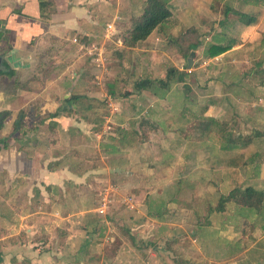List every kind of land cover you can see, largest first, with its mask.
Wrapping results in <instances>:
<instances>
[{
  "label": "crops",
  "instance_id": "0c3cea01",
  "mask_svg": "<svg viewBox=\"0 0 264 264\" xmlns=\"http://www.w3.org/2000/svg\"><path fill=\"white\" fill-rule=\"evenodd\" d=\"M39 1L15 0L14 7L0 9V18L7 30V42L11 46V50H8L9 64L14 67V80H16V84L13 79L0 80V86H2L0 87V116H2L0 121V264H107L109 260L112 262L118 260L119 253L113 254L111 258L105 250L97 247L100 250L95 257L97 262L92 263L93 258L90 254L93 251V243L88 231L97 223L87 226L90 223L88 220L99 218L90 200L94 197L93 191L107 186L106 182L109 181V175L113 171L125 175L123 183L125 187L131 190L138 187L137 190L132 191L136 197L139 196L137 200L143 198L142 205L149 207L155 202L159 204L155 206L158 211L149 210L146 216L149 224L156 229L155 235L160 245L153 249L151 247L141 249L139 246H134L130 248L133 254L145 255L150 251L157 258L158 264H173L168 257L164 256L166 252L164 253L161 244L162 241L170 238L178 241L179 237L176 235L178 230L170 228L171 232H165L162 224L165 225L167 222L169 210L179 211L181 214L191 211L193 215L195 213V216L198 215V211H194L198 205H194L193 209H187L184 208L187 204L183 201L190 195L194 200V194L197 195L200 192L199 187L195 185L193 189L192 187H187L186 190L178 189L180 185L183 186L184 180L189 183L187 175L191 171L193 173L194 168L195 171L199 170L195 163L198 151H180V156L172 150L170 153H163L162 145L161 150H155V145L149 142L151 138H146L145 133L140 134L138 127H146L150 130V128L154 129V125L159 128L164 122L166 128L171 130L167 125L175 120L185 125L188 119L183 118L184 110L180 111L179 116L177 114L178 118L175 116L173 119L170 116L172 113L167 114V111L172 112V104L169 102L171 89L163 98H158L150 91L134 88V82L137 79L132 77L135 76L133 72L127 75L126 83L119 86L117 74L111 71L105 78L106 91L109 99L114 101V106H119L121 110L117 114L110 115L108 106L100 100L96 91L91 92L86 82L88 75H91L94 70V65H91L94 59L88 58L86 52L92 47L103 49L108 64L107 56L111 55L107 50V43L110 41L103 40L107 25L103 28L101 18L104 0H47L53 2L55 7L54 13L47 19H42L40 16ZM181 1L183 0H172V3L179 4ZM190 1L193 3L195 18L207 13L206 16L211 19L212 13L217 11L213 3L225 5L223 19L228 21L233 20V13L239 20V14L257 16L259 12L254 25L243 28L238 35H233L237 43L229 51L208 59L226 60L224 64L226 71L222 72L219 79L217 77L216 79L223 83L227 82V67L231 62L239 63L240 66L244 62L257 61L255 64H261L264 69L262 66L264 63V6L253 7L242 3L241 0H222L221 2L220 0H201L200 5L199 0ZM119 5L117 2L118 12ZM170 10L174 15L176 11L173 12L172 6ZM176 16L179 18V14ZM123 19L125 17H122ZM200 21L195 26H191L198 32L205 25L204 20ZM180 27L178 22L174 29ZM155 31L133 51L135 52L136 49L142 51L146 44H152ZM98 37L100 43H92ZM201 43L205 44L202 39ZM123 50L121 42L117 40L113 48V51H117L114 53L117 60L112 64L116 62V65H119L118 56ZM95 71L97 72L98 69ZM247 71L239 73L240 78L237 82L224 86L225 89L222 92L224 96L221 98L224 103L220 102L224 111L253 110L257 107L256 103L262 99L264 101V85L257 83L258 86L257 84L253 86L248 82L250 77H256L255 72L258 69L254 67ZM146 78L151 79L148 75L141 77V79ZM163 79L165 75L158 80ZM7 87L10 88L7 89ZM70 96H85L89 102L80 104L65 102ZM151 98L155 101L153 104H147L146 101ZM212 101L204 106L207 107L204 116L217 119L209 114L214 105ZM197 107L196 115L203 106L199 107L197 104ZM259 109L263 108L258 106ZM21 113L24 114L23 123L33 130L19 139V133L13 135L12 132L13 123ZM55 113L58 115H54ZM166 115L168 118L164 119ZM244 119L241 118L240 124H248L247 117ZM97 123L99 125L107 123L105 125L116 128L114 132L105 133L103 129L100 131L98 128L93 129ZM246 126L252 128L255 124ZM170 130L167 132L174 133V137L169 138L164 131L160 133V136L164 142L169 141L166 139H170V143L174 142L177 151L185 147V144H190V141L195 143L185 135V132L182 133V130ZM208 136L211 137V134ZM242 149L233 152H238V158H243L246 163L248 152ZM256 151V149L251 151L250 155ZM231 152H223L218 147V153L224 154V157L228 158ZM213 153L217 155L215 150L211 155H207L208 175L217 169V157H214ZM171 154H175V157ZM222 166L218 168L223 171V178L225 173H231L240 167L232 163ZM245 167L247 168L248 165H241L240 170L243 168L245 171ZM174 173L177 178L173 177ZM185 173L187 175H184ZM167 176H170L169 179ZM211 183L207 182V186ZM248 186L255 188L253 185ZM214 187L217 185L215 184ZM214 189L216 191L217 188ZM165 190L173 191L170 197L177 196L180 198L178 202H172V197L167 199ZM220 194L225 192L221 193L217 189L214 194L208 193L201 198L203 201L198 207L206 208L207 220L204 223L206 226L196 225L195 232L192 231L194 242L200 243V247L196 246V251L204 255L203 259H206L204 264H264V242L260 243V240L252 234L254 242L246 246L247 240L242 238L240 224L238 226V223L243 220L239 213L230 211L222 216L224 218H219L222 219L220 225L216 227L211 224L217 219L216 214L208 215L207 209L215 205ZM174 200H176L175 197ZM193 200L190 201L193 202ZM229 217H233L232 221L236 222L233 224L232 221H228ZM197 218L200 219V216L198 215ZM210 219H213L212 222ZM78 225L82 226V230L72 231V227ZM57 228L63 229L64 232L58 231ZM203 228L208 229L207 233ZM224 232L225 235H223ZM261 232L264 237V227ZM221 241L223 247L227 249L219 247ZM175 248L174 252L177 255L184 260H189L184 255H180V251L178 252ZM159 256L164 257L165 260ZM147 263L150 262L134 264ZM190 263L197 264L195 259H191Z\"/></svg>",
  "mask_w": 264,
  "mask_h": 264
},
{
  "label": "rangeland",
  "instance_id": "374dc122",
  "mask_svg": "<svg viewBox=\"0 0 264 264\" xmlns=\"http://www.w3.org/2000/svg\"><path fill=\"white\" fill-rule=\"evenodd\" d=\"M146 0H104L102 1L103 4V14H102V23L103 28L106 24H111L115 22V18L117 16L120 17V20L116 21V24L120 21H127L130 18L138 17L142 14V10L144 8ZM222 0H220L221 2ZM117 2L119 5V12L116 9ZM190 0H183L179 2V4L172 3V0L169 2V5L172 6L174 9L173 12L175 14H179V18L174 14L175 20L180 23V28H177L176 30L169 31L168 35H164L160 33L158 30L155 31L154 36L152 37V44H146V47L140 51L137 50L134 52L135 49H127L123 50L118 56L119 65L112 64L114 61L117 60L116 56L114 55L115 52L113 51V48H115L116 41L114 40V36L118 33L116 29V33H114L112 36L108 37V39H104L105 41H110L107 44V50L111 55L107 56L109 60V64L106 62L105 54L102 51V58H105L103 60L102 66H100L99 63H96L93 61L91 65H94V70H92L91 75H88V79L86 80L88 84V88H90L91 92H97L98 97L100 100H103L105 106H108L107 109L109 110V114H117L120 112V107L114 106V101L109 99V95L107 94L106 88L107 85L105 83L106 75L111 73L113 71V74H117V77L119 78V86L122 83H126L125 79L127 75H130L131 72L135 74V76H132L134 79L139 80L141 77L147 76L151 77V79H159L163 75H165L164 72V66L168 63L173 64L176 68L179 70L185 71L187 73H191L188 78L185 80V86L184 83L179 84H173L171 86V93L169 94L170 99L169 102L172 104V112L167 111V114L170 115L173 119L177 117V114L179 116L180 111L183 109L182 112L183 118L187 120L186 124L181 125L180 122H177L176 120L174 122H170L167 126L171 128V130H182V133H186L185 135L190 138L191 140L195 141V143L190 141V144H185V147L182 149H178L177 146L174 144V142L170 143V139L167 142H164L162 137L160 136V133L164 131V133L169 135V138L174 137V133L169 134L170 132H167V129L164 122L161 124V126L158 128L157 125L154 124V129L149 130V128H142L138 127L140 134H146L147 138H151L149 142L155 145V150H161V145L163 146L164 150H161L163 153L168 152L170 153L171 150L178 153V155L181 156L180 151L187 152L188 150H196L198 151V155L195 158V163H197L196 168H198V171H195V168L187 175L186 173L184 175L188 176V182L183 183V186L180 185L178 189L184 188V190L187 189V187L195 188V185L199 187L198 189L200 192L196 195L194 194V200L192 199L191 195L186 197L183 201V203H186L187 205L184 206V208L187 209H193V206L195 205H201L202 203V197L205 196L208 193L214 194L217 192V189L221 191V193L224 191L225 194L228 190H231L233 187H241L244 188L248 185L255 186V189L262 190L264 192V155L261 158L253 159L251 158V151H254L256 147L250 146L249 148H244L242 151L248 152V158L246 165L248 167H245V171L243 168L240 170L241 166L231 173H225L223 178V171H220L218 166H224L226 163H232L233 165L239 166V153L238 152H231L230 157H224V154L218 153V147H219V138L217 135L213 133L211 134V137L206 134L203 137L199 136V132L196 130L195 125L199 124L198 121L200 120L197 116V104L199 107L206 106L207 102L213 100L212 102L214 105L211 107L210 115L215 116L219 121L228 122L230 125L237 127V122H241V118L245 120L244 118L247 117L248 124H238L239 130L244 134H250L251 127H247L246 125H253L255 124V127L257 130L264 131V104L263 99L256 103L257 107H254L256 109L253 110H226L224 111L222 109V106L220 105L224 103L222 101V97L224 96L222 94L223 90L225 89L224 86H230L233 82H237L240 78L239 73L246 72L247 70L254 69L256 67L255 63L257 62H244L241 63L239 66V63L231 62L229 66L227 67L226 74V83H223L221 80L219 81V76H221L222 72H225L224 64L226 63V60L224 59H202L201 58V52L203 51L204 45L201 44L195 53V58L191 59V66L188 67L187 61L190 58V56L183 57L180 53L177 52V47H173L172 45H169L172 40H176L183 36V39L186 42H192L194 36L190 34L183 35L187 30H191L197 24L198 22H201L200 20H204V26L202 29H200V38L203 42H208V38L211 37L214 33L220 31L219 27H217L218 21L222 20L224 18V4L222 3H213L214 6L217 8V11H214L212 13L211 19H209L206 14H201L198 16V18H195V15L193 14V3ZM198 4H201V0L198 1ZM14 7L15 6V0H0V9L6 8V7ZM200 11H203L202 8H199ZM117 11V12H116ZM118 13V14H117ZM122 17L125 19L122 20ZM197 17V16H196ZM233 20L238 21V16L234 13L232 14ZM206 20L207 23H206ZM3 21V20H2ZM1 27L3 26V22H0ZM176 24V25H177ZM106 28V26H105ZM116 28V26H115ZM197 33V34H198ZM105 34V32H104ZM158 37V38H156ZM158 39V40H157ZM2 40H6L5 38H2ZM196 40V39H195ZM169 41V42H168ZM100 43V38L98 37L96 40H94L92 43ZM201 42V41H200ZM169 45V46H168ZM97 46V45H94ZM6 48V46H5ZM136 48H139L138 46ZM8 51V50H7ZM85 53V51H84ZM188 53V52H186ZM99 52L97 51H89L86 52V55L88 58L95 59L96 56H98ZM264 58V56H263ZM238 59V58H237ZM239 60V59H238ZM126 61V62H125ZM230 61V60H228ZM111 63V66H110ZM99 65V66H98ZM264 66V63L262 64ZM232 68V69H230ZM95 69H98L96 72ZM94 71V72H93ZM102 72V73H101ZM248 72V71H247ZM216 77L218 79H216ZM254 78V77H253ZM250 77L248 80L249 85L255 86L257 83L261 81V76L256 75V77L253 79ZM264 80V79H263ZM7 86V85H4ZM258 86V84H257ZM2 88V86H0ZM188 88L187 91L185 88ZM0 88V89H1ZM10 87H7V89ZM231 88V87H229ZM122 89V87H121ZM234 93V91H232ZM183 96V97H182ZM264 96V92H263ZM184 97H187V100H183ZM183 100V101H182ZM155 101L154 98H151L149 101L147 100V104H153ZM183 102V103H182ZM219 104V105H218ZM181 105V106H180ZM212 105V104H211ZM258 106L262 107V110H258ZM104 113L106 115V112L104 110ZM108 114V115H109ZM193 116H192V115ZM195 114V115H194ZM198 114L200 116V112L198 111ZM157 115V114H156ZM159 116V115H158ZM187 117V118H186ZM168 116L166 115L164 119H167ZM238 118V119H237ZM235 120V123L231 122L232 120ZM241 120V121H240ZM250 120V121H248ZM171 123H175L174 125ZM107 123H104L100 125L97 123L95 128H100L105 131V133L114 132V129L112 125H105ZM99 126V127H98ZM154 130V131H153ZM170 130V131H171ZM94 131V130H93ZM175 131V133H176ZM153 134V135H152ZM155 134V135H154ZM173 134V135H172ZM213 134V135H212ZM150 136V137H149ZM155 136V137H154ZM215 138V139H214ZM138 139V138H137ZM136 140V139H135ZM262 140V139H260ZM137 141V140H136ZM162 141V142H161ZM260 144V143H259ZM263 145V144H261ZM213 150L217 152V155L214 154V157H217L216 159V165L217 169L213 171L211 175L207 174V155H211ZM209 151L207 154L206 152ZM150 152V151H149ZM148 152V153H149ZM174 153V152H173ZM172 157H175V154H171ZM241 155V154H240ZM243 156V155H242ZM160 158V155H159ZM241 159V157H240ZM160 160V159H159ZM154 161V160H152ZM182 161V160H181ZM214 161V160H213ZM243 161V158L241 159ZM224 162V164H223ZM222 166V167H223ZM223 170V169H222ZM240 170V171H239ZM173 171V170H172ZM170 171V173H172ZM116 171H113L111 175H109V181L106 182L108 184L105 185L103 189L93 191L94 197L90 198L91 202L93 203L94 208L99 209L102 207V199L104 198L107 203V207L105 208L104 214H98L96 211V215L99 218H94L93 220H88L90 223L87 225L88 227L96 224L92 227H90L91 234V242L93 243V248L91 252V258H93L92 263H96L95 257L99 253V249H103L108 254V257L113 256L115 253H119V259L115 261L109 260L107 264H134V263H142L143 261L150 262L147 264H158L157 258L153 256V254L148 251L149 253L143 254H133V251L130 249L134 246H139L141 249H149L151 247V242H155L157 246V238L155 235L156 229L153 225L149 224V220L147 219L146 212L151 210L154 212L158 211L155 209V206L159 205L158 203H154L153 205H150L149 207H145L143 204V198L141 200H137L139 196H135L133 193L134 190H137L138 187L129 189L123 185L125 175L117 174ZM171 175V174H170ZM176 174H173V177L177 178L175 176ZM185 176V177H187ZM168 179L170 176H167ZM212 182L210 185L207 186V182ZM203 183V184H202ZM206 183V184H205ZM194 184V185H192ZM205 184V185H204ZM216 184L217 187H214ZM205 186L202 188V186ZM214 188H217L216 191ZM166 191V190H165ZM173 191H166L165 195H167V199L171 198L172 202H178L180 198H177V196H171L170 193ZM218 196V194H217ZM174 197L176 200H174ZM190 200H193L191 202ZM188 202V203H187ZM197 202V203H196ZM189 204V205H188ZM197 208H194V211H198V215L200 216V219H196L195 214L187 212V213H180L179 211L174 212L172 210L168 211V217L167 222H165V225L162 224L163 227H165V232H169L170 228L173 230H178L176 234L179 238L176 244L177 251H180V255H184L185 257L191 259H195V262L197 264H204L206 263V259H203L204 255H201L199 252L196 251V246L200 247L199 242H194L192 231L195 232L196 229H194V226L196 225H202L206 226L204 223L207 220L206 218V208H202L201 206ZM192 207V208H189ZM236 214L245 215L243 218H247L249 222H253L257 225V231H253L252 234H254L255 238H258L261 242H264L263 233L261 230H263L264 224L260 221L258 216L254 213L253 210H247V209H235L234 211ZM184 214V215H183ZM214 214V213H213ZM216 220L210 219V222L213 223L216 227L220 225L222 222V219L219 218L223 215L215 213ZM205 216V217H204ZM213 216V215H212ZM224 218V217H222ZM232 221L233 217H229ZM198 221V223H196ZM225 222V221H224ZM233 224L236 222L235 220L232 221ZM240 223H238L239 226ZM68 226V224H66ZM158 226V225H157ZM82 226L78 225L76 227H72V231L79 232L81 231ZM94 228V229H93ZM158 228V227H157ZM58 231L62 230L61 228ZM199 229V228H198ZM92 230V232H91ZM94 230V231H93ZM204 232L207 233L208 229L203 228ZM211 231V229H209ZM64 232V231H63ZM171 232V231H170ZM176 232V231H175ZM203 232V233H204ZM199 233V232H198ZM205 234V233H204ZM225 235V232L223 233ZM156 237V239H155ZM262 237V239H261ZM170 238V237H169ZM174 238H170L171 241ZM199 243V244H198ZM100 244V246H98ZM252 244V243H250ZM248 244V245H250ZM103 245V246H102ZM219 247H222L223 249H227L223 247L222 241L219 242ZM102 246V247H101ZM98 247V248H97ZM98 251H96L97 249ZM175 248V249H176ZM153 249V247H151ZM117 250V251H115ZM182 250V251H181ZM187 250H193L197 253V255L194 254V257H190L188 255ZM98 252V253H97ZM159 258H161L159 256ZM162 259V258H161ZM160 264V263H159Z\"/></svg>",
  "mask_w": 264,
  "mask_h": 264
},
{
  "label": "trees",
  "instance_id": "16d2710c",
  "mask_svg": "<svg viewBox=\"0 0 264 264\" xmlns=\"http://www.w3.org/2000/svg\"><path fill=\"white\" fill-rule=\"evenodd\" d=\"M170 1L171 0H146L144 8L142 10V14L140 16L130 18L127 21H120L116 24L118 33L114 36V40H119L125 50H133L142 42H144L155 30H158L164 35H168L169 31L174 29L177 24V21L175 20V17L170 10ZM241 1L244 4H248L253 7H258L259 5L264 6V0ZM38 5L40 16L42 19H47L49 15L54 13L55 7L53 5V2L40 0L38 2ZM257 16L249 14H239L238 21H228L225 19L221 20L217 26L219 27L220 31L214 33L210 38H208V42L205 43L203 51L201 52V58L212 59L229 51L237 43V40L235 39V37H233V35H238L239 31H241L243 28L254 25L257 22ZM190 33L194 36L192 42H186L183 39V36H181L175 41L172 40L169 45L177 47V52L180 53L183 57H186L188 55L191 59H194L196 50L202 43L200 42L201 40H199L200 33H198L195 28L187 30L183 35ZM5 39L6 40H4L1 44L2 51L11 50V46L7 42L8 39L6 36ZM31 43H33V41H31ZM255 66L258 69V71L255 72V75H260L262 78L258 84L264 85V69L259 63H257ZM164 72L165 79L158 80L146 78L137 80L134 82V88L138 90L150 91L153 96L163 98L173 84L184 83L185 86V80L191 74L179 70L171 63H168L164 66ZM3 78H7V80H14L15 71L11 70L9 72H1L0 80ZM13 82L14 84H16V80H14ZM187 89L188 88L186 87L185 90L187 91ZM184 99L186 101L187 97H184ZM87 101L89 102L88 98H86L85 96H70L67 100H65V102L71 104H80L83 102L86 103ZM206 110L207 107L201 108L200 116H198L200 119L198 123H200L195 125L200 137H203L208 133L217 135L219 138V149L223 152H231L254 146L256 147L257 151L251 155V158L257 159L258 157H263L264 131L257 130L256 128H251L250 134H244L239 130V121L237 122L238 124H236L237 127H234V125L229 126L230 124L228 122L219 121L214 118L204 116ZM54 115H58V113H55ZM23 118L24 114L21 113L13 123L12 134L14 135L16 133H19V139L25 137L29 132L33 130L31 128H28L23 123ZM231 122L235 123V120L233 119ZM238 162L239 166L246 165L244 161H241L240 157ZM235 209L253 210L260 221L264 224V192L251 186H247L244 188L233 187L230 191H228V193L220 194L215 202V205L210 206L207 209V213L208 215L212 213L224 215L226 213H229L230 211L234 212ZM240 216H242L243 218L245 215ZM256 229L257 225L253 222H249L246 217L241 220L239 230L241 232L242 238H245L247 240L246 246L254 242L252 232ZM176 244L177 240L175 239L171 241H162V249L164 250V253L166 252L164 256L168 257L173 264H191L190 260H184L174 252ZM155 245V242L151 243V247L153 248H157L160 244H158L157 246ZM185 252H187L191 258L194 257L193 250H187ZM194 254L197 255L196 252H194ZM161 258L165 260L164 257Z\"/></svg>",
  "mask_w": 264,
  "mask_h": 264
},
{
  "label": "built area",
  "instance_id": "2783aa9c",
  "mask_svg": "<svg viewBox=\"0 0 264 264\" xmlns=\"http://www.w3.org/2000/svg\"><path fill=\"white\" fill-rule=\"evenodd\" d=\"M118 20H120V17L117 16L115 18V22L106 25V28H105V31H104L105 34H103V38L105 40L108 39V37H110V35L112 36L114 33H116L115 23ZM74 42H76V40H74ZM89 51L90 52L91 51H97V52H99V54H97L98 56H96V58L94 59V61L96 63H99L100 65H102L103 62H104L103 60H105V58H102V52H101L102 50L99 49L98 47H92V48H90L88 50V52ZM102 203H103L102 204V207L96 210L98 214H104L105 208L107 207V203H106V200L104 198L102 199Z\"/></svg>",
  "mask_w": 264,
  "mask_h": 264
},
{
  "label": "water",
  "instance_id": "95a60500",
  "mask_svg": "<svg viewBox=\"0 0 264 264\" xmlns=\"http://www.w3.org/2000/svg\"><path fill=\"white\" fill-rule=\"evenodd\" d=\"M0 22H2L1 21V18H0ZM4 26V25H3ZM0 31L2 32V33H5L6 35H7V30H6V28L4 27H1V24H0ZM8 53H4V54H1L0 55V73L2 72V73H4V72H9V71H11V70H14V67H13V65H10L9 64V59H8ZM188 67H190L191 66V58H189L188 59ZM1 118H2V116H0V121H1Z\"/></svg>",
  "mask_w": 264,
  "mask_h": 264
},
{
  "label": "flooded vegetation",
  "instance_id": "af4514ba",
  "mask_svg": "<svg viewBox=\"0 0 264 264\" xmlns=\"http://www.w3.org/2000/svg\"><path fill=\"white\" fill-rule=\"evenodd\" d=\"M6 36V34L5 33H2L1 31H0V55L1 54H4V53H8V51H2V48H1V44H2V42L4 41V40H2V38H5V36ZM7 37V36H6Z\"/></svg>",
  "mask_w": 264,
  "mask_h": 264
}]
</instances>
